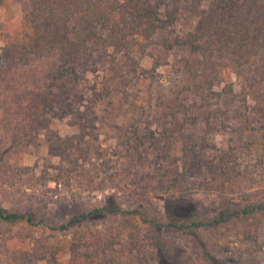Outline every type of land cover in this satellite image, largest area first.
<instances>
[{
	"label": "trees",
	"instance_id": "obj_1",
	"mask_svg": "<svg viewBox=\"0 0 264 264\" xmlns=\"http://www.w3.org/2000/svg\"><path fill=\"white\" fill-rule=\"evenodd\" d=\"M23 3L17 32L0 48V264H264L258 244L264 236V0ZM93 53L112 65V86L103 88L107 104L133 114L137 138L121 157L124 178L132 172L136 178L128 194L114 191L55 224L34 194L51 179L21 164L51 121V93L39 98L24 71L43 61L53 86L70 93ZM173 53L187 55L177 60L175 80L144 104L131 100L135 82L125 71L137 75V56L160 65L163 54ZM225 72L242 83L240 98L222 100L237 114L210 102L208 88ZM193 99L205 110L203 133L188 113ZM228 113L246 136L242 153L251 157L250 168L236 165L235 147L207 140L228 126L222 120ZM197 193L215 201L200 209L190 200ZM149 194L163 197L164 205ZM176 240L195 252L196 262ZM244 242L254 248L227 255L233 243Z\"/></svg>",
	"mask_w": 264,
	"mask_h": 264
},
{
	"label": "rangeland",
	"instance_id": "obj_2",
	"mask_svg": "<svg viewBox=\"0 0 264 264\" xmlns=\"http://www.w3.org/2000/svg\"><path fill=\"white\" fill-rule=\"evenodd\" d=\"M23 5V0H0V48L17 32ZM180 56L187 55L173 53L165 59L163 54L160 65L149 56H137V75L125 71L135 82V89L130 91L129 98L144 104L147 97L150 99L157 91L165 90L176 78L175 68ZM165 61H168V65H164ZM111 66L106 57L91 54V62L87 64L86 70L80 72L78 85L70 93L53 86L51 74L43 70L47 67L43 61H33L24 71L27 86L36 91L39 98L51 93L48 109L51 121L40 132L37 148L32 149L21 164L36 175L45 173L51 179L45 186L38 187L34 194L36 202L41 203V210L48 213L49 221L55 224L86 211L93 203L114 191L128 194L127 191L134 185L130 179L136 178V172H132L130 179L124 178L128 172L127 163L121 156L128 144L137 138L132 137V130L137 126L133 124V114L127 106L107 104L109 97L103 88L112 86L108 82ZM241 90V81L234 74L225 72L215 85L208 88L210 102L222 106L223 112L237 114L235 105H222V100L240 98ZM247 103L252 105L251 100H247ZM186 104L188 113L197 118L198 132L203 133L202 117L205 110L198 107L195 99ZM230 114L228 118L222 117L228 126L217 133L207 134V140L221 149L235 147L236 165L241 169L250 168L251 157L242 153V147L247 143L246 136L238 122L230 118ZM171 153L178 155L176 145H172ZM207 155L211 156L210 152ZM203 174H207V171ZM134 193L139 195L138 192ZM146 197L158 206L164 205L165 200L161 196L149 194ZM190 200L198 208L206 209L215 198L210 194L197 193ZM261 232H264V227ZM176 244L186 251L185 256L196 262L194 251L187 249L180 240H176ZM258 244L264 250V236L259 237ZM240 246L246 247L247 251L254 248V244L249 242L241 245L233 243L226 250L227 255L235 256Z\"/></svg>",
	"mask_w": 264,
	"mask_h": 264
}]
</instances>
